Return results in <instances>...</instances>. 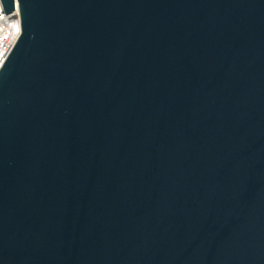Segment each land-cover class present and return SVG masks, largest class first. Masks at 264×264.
I'll return each mask as SVG.
<instances>
[{
    "label": "water",
    "instance_id": "water-1",
    "mask_svg": "<svg viewBox=\"0 0 264 264\" xmlns=\"http://www.w3.org/2000/svg\"><path fill=\"white\" fill-rule=\"evenodd\" d=\"M0 264H264V0H1Z\"/></svg>",
    "mask_w": 264,
    "mask_h": 264
},
{
    "label": "built area",
    "instance_id": "built-area-1",
    "mask_svg": "<svg viewBox=\"0 0 264 264\" xmlns=\"http://www.w3.org/2000/svg\"><path fill=\"white\" fill-rule=\"evenodd\" d=\"M20 33L21 19L18 7L16 6L12 13L6 14L0 0V65L11 47L15 44ZM14 35H16V39L11 43Z\"/></svg>",
    "mask_w": 264,
    "mask_h": 264
},
{
    "label": "bare ground",
    "instance_id": "bare-ground-1",
    "mask_svg": "<svg viewBox=\"0 0 264 264\" xmlns=\"http://www.w3.org/2000/svg\"><path fill=\"white\" fill-rule=\"evenodd\" d=\"M15 39H16V35L13 36V39H12L11 43H13L15 41Z\"/></svg>",
    "mask_w": 264,
    "mask_h": 264
}]
</instances>
